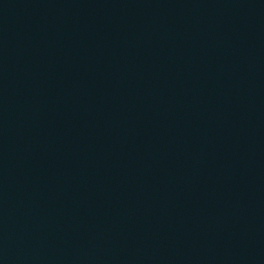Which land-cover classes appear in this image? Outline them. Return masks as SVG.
<instances>
[{"label":"water","instance_id":"water-1","mask_svg":"<svg viewBox=\"0 0 264 264\" xmlns=\"http://www.w3.org/2000/svg\"><path fill=\"white\" fill-rule=\"evenodd\" d=\"M0 264H264V0H0Z\"/></svg>","mask_w":264,"mask_h":264}]
</instances>
